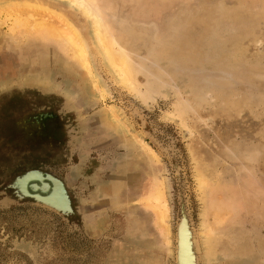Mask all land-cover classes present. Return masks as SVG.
<instances>
[{"label": "rangeland", "instance_id": "obj_1", "mask_svg": "<svg viewBox=\"0 0 264 264\" xmlns=\"http://www.w3.org/2000/svg\"><path fill=\"white\" fill-rule=\"evenodd\" d=\"M96 1L133 85L79 7L1 0L0 264H178L184 217L197 264H264V0ZM48 25L79 33L103 96ZM34 169L19 197L10 185ZM47 175L72 212L35 198ZM161 181L171 232L146 200Z\"/></svg>", "mask_w": 264, "mask_h": 264}, {"label": "bare ground", "instance_id": "obj_2", "mask_svg": "<svg viewBox=\"0 0 264 264\" xmlns=\"http://www.w3.org/2000/svg\"><path fill=\"white\" fill-rule=\"evenodd\" d=\"M17 1H20V0H17ZM25 1L30 3L31 0H25ZM65 1H68V2L72 3L73 6L75 5V7L76 6L79 7L87 15V17L91 18V20L93 21V24H94V37H95L96 45H97V48L99 49L100 53L102 54V57H103L106 65L110 69H112V70H114L116 72V74L118 75L119 79L123 83L127 82L128 84L133 85L134 84L133 74L131 72L130 67H128L126 65V62H127L126 54L125 53L120 54L117 51V49H116L117 40L112 35L111 30H110V26L108 25V23L105 22L103 12L98 8V2L96 0H65ZM33 3H34V5L36 4L35 2H33ZM0 4H1V0H0ZM26 4L27 3H25L24 9L26 8V6H28ZM9 7H11V6H9ZM19 8H21V6ZM4 9H6V8H4ZM8 10H11V9H8ZM39 10H40V8H39ZM36 12H34V13H36ZM52 12H54V11H52ZM21 14H23V11H22ZM48 14H50V13H48ZM54 15H55V17L56 16L58 17V15H56L55 12H54L53 16ZM59 15H62V14H59ZM19 16H21V15H19ZM61 17H63V16H61ZM21 19H19V22H21ZM23 19H25V17ZM65 19H67V18H65ZM26 20L28 21V19H26ZM62 22H64V19H63ZM52 24H53V22H52ZM66 24L68 25V23H66ZM23 25H25V24H23ZM67 25H65V26H67ZM48 27H49V25H48ZM60 27L61 26H59V25H58V27L50 25V27L45 31V35L49 36L50 38H52L54 40H56V42H57L56 44L58 45L59 49H61L62 51H65L68 54V58H69L70 61H73L76 64L83 66V68L87 70V73H86V75L84 77L87 78V82L86 83L90 87L91 93L92 94H94V93L98 94V96H103L104 88L101 86L100 79L97 76H95L92 73L91 69H90V65H89V61H88L89 49H88L86 43L81 38V36H79V33L75 29L71 28L70 30H67V29H61L62 27L61 28ZM68 51L70 53H68ZM64 56H65V54H64ZM105 112H107V114H106V118L107 119H114V118L119 119V120L121 119V114L115 107H110L107 111L105 110ZM108 122H110V121H108ZM120 125L125 126L128 129V131H129V127H128V124H126V122L122 121V124H120ZM143 147H144V145H143ZM151 154H152V157L160 159L158 157V155H156V153L152 152ZM146 200L147 201L149 200L151 202V204H152L151 206L154 207L153 209H157V216H158V219H159L158 221L160 222V224L163 227H165V229H167L169 231V227H170L169 226V224H170L169 223L170 213H169V208H168V206L166 204L167 191H166L165 186H164V181L160 182V185L157 186V188L152 193L151 198L150 199H146ZM169 232H171V231H169ZM167 241H169V240H167Z\"/></svg>", "mask_w": 264, "mask_h": 264}, {"label": "water", "instance_id": "obj_3", "mask_svg": "<svg viewBox=\"0 0 264 264\" xmlns=\"http://www.w3.org/2000/svg\"><path fill=\"white\" fill-rule=\"evenodd\" d=\"M43 178V172L34 169L17 177L10 186L15 190V193L19 197H29L30 193L28 192L27 187L30 181ZM46 178L51 181V189L49 188L46 196H37L35 198L41 199L43 203L55 208L59 212H64L65 214L72 212L71 198L65 184L60 179L51 175H47ZM187 225L188 223L186 217H184L178 225L177 263L197 264L196 255L193 249V241L191 239V233Z\"/></svg>", "mask_w": 264, "mask_h": 264}]
</instances>
